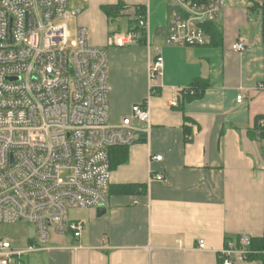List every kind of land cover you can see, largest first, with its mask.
Instances as JSON below:
<instances>
[{
  "label": "crops",
  "instance_id": "obj_1",
  "mask_svg": "<svg viewBox=\"0 0 264 264\" xmlns=\"http://www.w3.org/2000/svg\"><path fill=\"white\" fill-rule=\"evenodd\" d=\"M150 1L73 0L77 24L108 56L109 122L119 123L134 104L146 103L149 131L110 149L107 203L83 209L80 238L53 235L50 249L28 255L26 264H221L227 239L264 234V140L255 138L264 117V0H222L206 44L193 46L166 43L177 6L155 0L149 46L110 45L114 31L101 6L148 8ZM238 40L246 45L241 52L231 48ZM158 53L163 71L150 93L148 64ZM197 78L209 86L201 97L185 100L183 90ZM156 155L161 160L151 159ZM125 186L145 191L121 192ZM200 239L204 248L197 246Z\"/></svg>",
  "mask_w": 264,
  "mask_h": 264
},
{
  "label": "built area",
  "instance_id": "obj_2",
  "mask_svg": "<svg viewBox=\"0 0 264 264\" xmlns=\"http://www.w3.org/2000/svg\"><path fill=\"white\" fill-rule=\"evenodd\" d=\"M67 1L0 0V223L25 221L34 228L33 237L22 247L0 239V264H26L28 255L50 249L53 235L79 239L83 225L69 216L70 209L104 207L110 149L129 146L138 131H149L146 103L134 104L119 123L109 122L107 53L89 43L85 27L76 26L69 33L67 20L77 12L68 9ZM175 3L166 43L206 44L200 24L215 20L222 0ZM124 12L130 19L138 18L140 30L113 33L109 44L132 45L142 32L149 46L148 8L139 16L133 6ZM245 46L238 40L231 48L241 52ZM163 64L159 53L148 64L150 93L155 92ZM242 99L239 93L237 102ZM262 131L264 117L256 124V132ZM154 178L165 181L161 174ZM251 242L245 233L227 239L219 252L221 264L249 261L255 253ZM197 246L204 248V241L198 240ZM260 253L264 255V249Z\"/></svg>",
  "mask_w": 264,
  "mask_h": 264
},
{
  "label": "trees",
  "instance_id": "obj_3",
  "mask_svg": "<svg viewBox=\"0 0 264 264\" xmlns=\"http://www.w3.org/2000/svg\"><path fill=\"white\" fill-rule=\"evenodd\" d=\"M197 1L203 2L206 0H197ZM128 6L129 5H126L123 2H118L116 4L103 5V6H101V9L106 14L108 19L111 20V19H115L116 17H118L120 15L126 14L124 12V10ZM133 7H136V15L137 16L142 15L145 12V8H146V6H144V5H134ZM211 25H212V22H205V23L200 24V26L204 29V31L206 33H210ZM128 29L140 30V27L138 26V18L137 17L129 20ZM110 33L113 34L115 32H110ZM141 35H142V37L139 40V42L145 43L142 32H141ZM208 86H209V83L206 79L197 78V79L193 80L191 82V84H189L188 89L185 91V94H186L185 100H192L194 98L201 97L203 92L205 91V89ZM255 138L257 140H264V131L258 132V133L256 132ZM124 158H125V156H123V158H121V159L124 160ZM109 159H110V156H109ZM110 166L112 167L111 161H110ZM120 191L125 192V193L130 192V191L133 193L144 192L145 188L141 187V190H139L137 186H125ZM250 249L253 252H255L249 256L250 260H252V259H263L264 260V255H262L260 253L261 250L264 249V236L259 237V238H252Z\"/></svg>",
  "mask_w": 264,
  "mask_h": 264
},
{
  "label": "rangeland",
  "instance_id": "obj_4",
  "mask_svg": "<svg viewBox=\"0 0 264 264\" xmlns=\"http://www.w3.org/2000/svg\"><path fill=\"white\" fill-rule=\"evenodd\" d=\"M155 0H151L148 3V10L150 14V9L156 7V4L154 3ZM165 5L169 3L168 0H164ZM67 7L69 10H72L73 8V0H68ZM153 16H154V10H153ZM156 16V15H155ZM158 16V15H157ZM129 15L123 14L115 19L109 20V27L114 32L124 34L128 31V24L130 20ZM80 26L77 24L76 17H72L71 19L67 20V27L69 33L72 35L74 31V27ZM162 28L164 31L166 30V22L164 21ZM83 212V209L80 208H72L69 211V216L72 219H78L81 217ZM34 235V228L31 224L25 222V221H17L12 223H0V239L5 238L9 240V242L15 246V247H22L26 244L27 239L29 236ZM51 242H48L50 244Z\"/></svg>",
  "mask_w": 264,
  "mask_h": 264
},
{
  "label": "water",
  "instance_id": "obj_5",
  "mask_svg": "<svg viewBox=\"0 0 264 264\" xmlns=\"http://www.w3.org/2000/svg\"><path fill=\"white\" fill-rule=\"evenodd\" d=\"M99 209H102V208H99Z\"/></svg>",
  "mask_w": 264,
  "mask_h": 264
}]
</instances>
